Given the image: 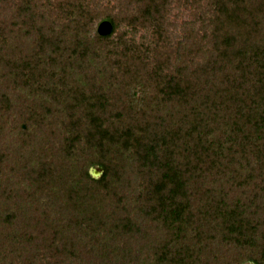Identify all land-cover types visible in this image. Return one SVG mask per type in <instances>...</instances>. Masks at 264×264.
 <instances>
[{"label":"trees","instance_id":"16d2710c","mask_svg":"<svg viewBox=\"0 0 264 264\" xmlns=\"http://www.w3.org/2000/svg\"><path fill=\"white\" fill-rule=\"evenodd\" d=\"M0 264H264V0H0Z\"/></svg>","mask_w":264,"mask_h":264},{"label":"rangeland","instance_id":"374dc122","mask_svg":"<svg viewBox=\"0 0 264 264\" xmlns=\"http://www.w3.org/2000/svg\"><path fill=\"white\" fill-rule=\"evenodd\" d=\"M173 14H176V16H177V18H178V21L179 22H182V21H187L188 19H192L191 18V15H190V8L189 7H180V9H175L174 11H173ZM181 24V23H180ZM52 145H54V144H52ZM55 157H59V156H56V155H54ZM93 169H97L98 171H99V173H100V175H101V171L97 168V167H94V168H92V169H90V173H91V171L93 170ZM100 175L98 176V177H100ZM5 177H13V178H11V180L10 181H16V182H21L20 181V179L17 177V178H14V175H12V173L9 171V169L7 170V176H6V174H5ZM98 177H94V178H98ZM27 185V184H26ZM9 190V189H8ZM29 191H31V189L29 188V190H28V192ZM34 191V190H33ZM32 191V192H33ZM27 192V193H28ZM18 188L17 189H14L12 192H11V196H12V198L14 197V196H16L17 197V195H18ZM31 193V192H30ZM132 193V192H131ZM13 207L15 206V205H12ZM151 238H153L154 237V235H152L151 234V236H150ZM148 242H151L152 243V240H150V241H148ZM154 242V241H153ZM150 243V244H151ZM152 245V244H151ZM150 245V246H151ZM141 257H142V259H150V257H151V254H150V252H149V250L148 249H144L143 250V253H142V255H141ZM16 261H17V259H16ZM16 263V262H15Z\"/></svg>","mask_w":264,"mask_h":264},{"label":"water","instance_id":"95a60500","mask_svg":"<svg viewBox=\"0 0 264 264\" xmlns=\"http://www.w3.org/2000/svg\"><path fill=\"white\" fill-rule=\"evenodd\" d=\"M111 29H112V26H111L110 22L102 21L97 27V32L99 35H107L110 33ZM91 175H92V177H98L100 175V173L97 169H93L91 171Z\"/></svg>","mask_w":264,"mask_h":264}]
</instances>
